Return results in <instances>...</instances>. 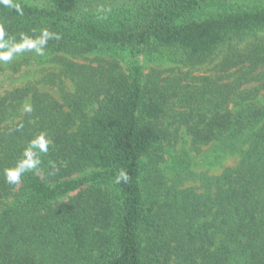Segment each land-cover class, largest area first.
<instances>
[{
  "label": "trees",
  "instance_id": "trees-1",
  "mask_svg": "<svg viewBox=\"0 0 264 264\" xmlns=\"http://www.w3.org/2000/svg\"><path fill=\"white\" fill-rule=\"evenodd\" d=\"M47 1L0 0V51L59 53L48 80L62 92L0 93V264H264V10L138 0L115 18ZM149 48L214 72L145 73ZM87 53L112 58L68 56ZM170 118L189 147L165 171Z\"/></svg>",
  "mask_w": 264,
  "mask_h": 264
},
{
  "label": "rangeland",
  "instance_id": "rangeland-1",
  "mask_svg": "<svg viewBox=\"0 0 264 264\" xmlns=\"http://www.w3.org/2000/svg\"><path fill=\"white\" fill-rule=\"evenodd\" d=\"M29 4L46 5L47 0H23ZM138 0H83L80 4L82 10H88L98 14L115 18H122L123 13L134 6ZM242 8H261L264 10V0H204L203 8L199 12L200 17H206L216 14L224 10H236ZM264 34V31H262ZM59 53L52 52L45 48H38L29 45L14 43L6 49L0 51V93L12 89L17 86L24 85L27 82H35L43 91H48L57 98H61V90L56 81H50L53 73L58 70L56 55ZM77 62H92L96 64L98 58L104 59L112 57L109 54H92L70 56ZM178 52L167 49H144L139 55V59L143 65L145 73L158 71L162 77L166 79H175L180 76L183 82L196 81L197 76L209 75L214 72V63H206L200 66L190 67L184 66L177 61ZM119 58V57H116ZM120 59V58H119ZM123 65H127L128 60L120 59ZM65 86L68 91L74 90L73 82L65 78ZM264 101V91L262 92ZM30 105L29 100L24 104L25 107ZM172 119L166 121V125L170 129L171 138L165 141L166 161L163 163L165 171H172L174 166L172 163L177 154L189 147L185 132L181 129L175 133V125L171 124ZM212 146H204L200 152H192L194 169L204 170L210 167L209 159L213 157ZM178 152V153H177ZM181 155H177L176 160ZM88 172H91L90 170ZM71 196V195H70ZM69 196V197H70ZM68 196L64 199H68Z\"/></svg>",
  "mask_w": 264,
  "mask_h": 264
},
{
  "label": "clouds",
  "instance_id": "clouds-1",
  "mask_svg": "<svg viewBox=\"0 0 264 264\" xmlns=\"http://www.w3.org/2000/svg\"><path fill=\"white\" fill-rule=\"evenodd\" d=\"M4 3H8V0H3ZM18 12H22V9L19 8V6H16ZM47 35V33L45 34ZM121 175L127 179L126 173H121ZM9 182H17L19 180V173L18 172H11V174L8 176ZM117 182H119V177L117 178Z\"/></svg>",
  "mask_w": 264,
  "mask_h": 264
}]
</instances>
